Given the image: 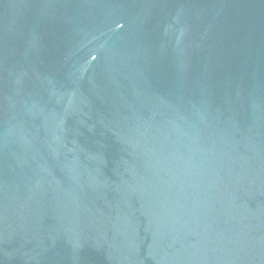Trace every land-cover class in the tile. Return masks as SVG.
I'll use <instances>...</instances> for the list:
<instances>
[{
	"label": "water",
	"instance_id": "water-1",
	"mask_svg": "<svg viewBox=\"0 0 264 264\" xmlns=\"http://www.w3.org/2000/svg\"><path fill=\"white\" fill-rule=\"evenodd\" d=\"M0 264H264V0H0Z\"/></svg>",
	"mask_w": 264,
	"mask_h": 264
}]
</instances>
